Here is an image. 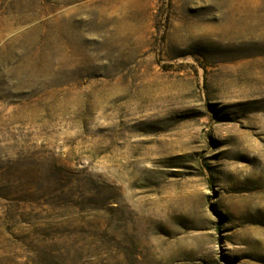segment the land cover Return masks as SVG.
Here are the masks:
<instances>
[{
  "label": "rangeland",
  "instance_id": "1",
  "mask_svg": "<svg viewBox=\"0 0 264 264\" xmlns=\"http://www.w3.org/2000/svg\"><path fill=\"white\" fill-rule=\"evenodd\" d=\"M0 264H264V0H0Z\"/></svg>",
  "mask_w": 264,
  "mask_h": 264
}]
</instances>
